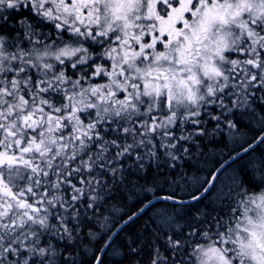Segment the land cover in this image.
Wrapping results in <instances>:
<instances>
[{
  "label": "snow or ice",
  "instance_id": "snow-or-ice-1",
  "mask_svg": "<svg viewBox=\"0 0 264 264\" xmlns=\"http://www.w3.org/2000/svg\"><path fill=\"white\" fill-rule=\"evenodd\" d=\"M225 129L235 146L190 178ZM261 146L264 0H0V264H141L149 247V264H262L264 192L233 168ZM157 204L159 232L142 220Z\"/></svg>",
  "mask_w": 264,
  "mask_h": 264
},
{
  "label": "trees",
  "instance_id": "trees-1",
  "mask_svg": "<svg viewBox=\"0 0 264 264\" xmlns=\"http://www.w3.org/2000/svg\"><path fill=\"white\" fill-rule=\"evenodd\" d=\"M238 122L240 124V126L242 127V129L244 130L243 133H247L248 135L253 134L251 132L252 131H256L258 129H253L251 125H249L243 118L237 117ZM208 127L211 128L212 127V122H209ZM249 128V129H248ZM237 139V138H236ZM242 142V140H241ZM208 143L211 144H216V145H220L217 147H214L211 151L205 150V153H207L205 156H196V149H193V160H185L184 162V167L188 168L189 170L192 169H196V170H200L202 173L201 175H204L205 173H203V171H205L204 168V164L205 161H209V162H215L216 160H220L223 159L224 156L227 155V153L231 150V148L235 145H233V143L231 145H228L227 140L225 139L224 135H221L219 138H213L212 140L208 141ZM208 143H204V147L207 148L208 147ZM254 154V155H253ZM251 155V158L249 159L248 157H245L244 159L246 160H242L239 162V160L236 163V167L235 168H239V171L241 172V174L244 177V180L246 183H248L251 187H259V184L257 183V181L253 178V176L251 175L250 171H249V164L251 163V161L256 157V156H260V157H264V147L261 146L256 153H253ZM198 161L200 163H198ZM209 167L211 166V163H209L208 165ZM140 183H143V181H141ZM191 189H189L190 191ZM158 191L161 192V194H164L168 191V189H159ZM186 193H181V195H185ZM125 197H123L120 194H117V196L113 197V199L111 200L112 204H117V206H119L121 204L122 201H124ZM129 204L132 203V201H128ZM136 203H139V201H137ZM162 206L160 204H157V207L152 209L148 215L142 217V220H147L148 222H152V219H150V217H152L153 215L157 216V221L156 223H153V227L156 228L157 232L160 231V228L157 227V223H160L161 221V217H159L157 215L158 210L161 208ZM207 207V205H202V203L199 204H194L189 212V216H191L193 213H200L202 210H204ZM118 218V215L117 217ZM115 230V229H114ZM165 230H167V226H165ZM189 231L191 229H188ZM127 231L125 232H121L120 235L118 237H116L114 243H113V250H119L124 241H123V237H125V235H127ZM203 240H201L202 242ZM104 244V240H100L99 244H97L96 241H91L90 243V247H102ZM61 247H63V242L60 245ZM69 251H76L74 249H69ZM160 252L162 255H168L167 252H164L163 249V245H160ZM151 256V251H150V247L146 248L145 251L141 254V264H144V261H149ZM125 260L127 259V257L124 258ZM113 260L114 257L112 256L111 252L109 253L108 256V260L106 261V264H113Z\"/></svg>",
  "mask_w": 264,
  "mask_h": 264
},
{
  "label": "clouds",
  "instance_id": "clouds-1",
  "mask_svg": "<svg viewBox=\"0 0 264 264\" xmlns=\"http://www.w3.org/2000/svg\"><path fill=\"white\" fill-rule=\"evenodd\" d=\"M225 2L227 3V0H225ZM69 55H71V52H69ZM233 131H235V129H233ZM243 131L244 130L241 128L240 132L243 133ZM227 133H228V130L225 129L223 135L228 142L227 144L231 145L233 141L228 138ZM220 136L221 135L218 134L214 138H219ZM238 136H239V133L237 134V137ZM205 143H208V141L206 140ZM217 146H220V145L208 143V147L207 148L203 147L202 150L211 151L214 147H217ZM249 171L251 175L253 176V178L259 184V187H251L248 183L245 182L244 188L250 189L251 192H254L256 194H259L260 192H264V157L256 156L249 164ZM196 174H197L196 169H192L188 173L190 178L194 177ZM221 194L225 198H231L235 196V191L231 190L227 185H225L221 189ZM206 203H207V211L211 212L212 208L215 205H213L211 202H206ZM225 203H227V199H225ZM116 206L117 204H112L111 201H109L108 206H105V208L102 210L103 214L99 216L98 219L93 224H90L87 226L88 231H95L97 232V234L99 232L107 231L109 223L113 219V207H116ZM217 211H219L218 207H217ZM151 219L152 221H157V216L153 215ZM144 221L148 222L147 220H144ZM148 223H151V222H148ZM156 226L159 227V223H157ZM152 227H153V224H152ZM153 229L156 230V228L154 227ZM257 255H260V253L257 252ZM200 260L202 261V264H219L218 258L213 257L211 254H209L208 256L201 255ZM144 264H149V261H144ZM262 264H264V260H262Z\"/></svg>",
  "mask_w": 264,
  "mask_h": 264
},
{
  "label": "rangeland",
  "instance_id": "rangeland-1",
  "mask_svg": "<svg viewBox=\"0 0 264 264\" xmlns=\"http://www.w3.org/2000/svg\"><path fill=\"white\" fill-rule=\"evenodd\" d=\"M246 134H247V133H246ZM247 135H248V134H247ZM237 139H240V140H242V138H241L240 136H238V137H237ZM263 147H264V146H263ZM253 155H254V154H253ZM244 160H246V159H244ZM239 162H240V161H239ZM235 167H236V164H234V165H233V168H235ZM202 205H205V204H204V203H202ZM202 242H203V241H202Z\"/></svg>",
  "mask_w": 264,
  "mask_h": 264
}]
</instances>
